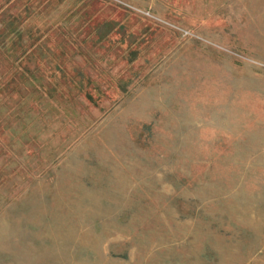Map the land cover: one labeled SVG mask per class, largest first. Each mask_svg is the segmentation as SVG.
<instances>
[{
    "label": "rangeland",
    "instance_id": "obj_1",
    "mask_svg": "<svg viewBox=\"0 0 264 264\" xmlns=\"http://www.w3.org/2000/svg\"><path fill=\"white\" fill-rule=\"evenodd\" d=\"M0 264H264V0H0Z\"/></svg>",
    "mask_w": 264,
    "mask_h": 264
}]
</instances>
